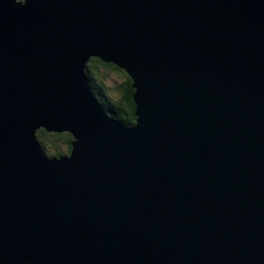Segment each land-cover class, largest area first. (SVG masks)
<instances>
[{"label":"water","instance_id":"obj_1","mask_svg":"<svg viewBox=\"0 0 264 264\" xmlns=\"http://www.w3.org/2000/svg\"><path fill=\"white\" fill-rule=\"evenodd\" d=\"M25 261L264 264V0H0V264Z\"/></svg>","mask_w":264,"mask_h":264},{"label":"trees","instance_id":"obj_2","mask_svg":"<svg viewBox=\"0 0 264 264\" xmlns=\"http://www.w3.org/2000/svg\"><path fill=\"white\" fill-rule=\"evenodd\" d=\"M86 71L95 96L110 116L125 126H133L136 120L133 100L135 91L129 75L117 66L97 58L90 59ZM36 136L46 155L51 158L66 156L71 152L74 139L69 133H48L40 129Z\"/></svg>","mask_w":264,"mask_h":264},{"label":"clouds","instance_id":"obj_3","mask_svg":"<svg viewBox=\"0 0 264 264\" xmlns=\"http://www.w3.org/2000/svg\"><path fill=\"white\" fill-rule=\"evenodd\" d=\"M24 264H28V262H27V261H25V262H24Z\"/></svg>","mask_w":264,"mask_h":264},{"label":"rangeland","instance_id":"obj_4","mask_svg":"<svg viewBox=\"0 0 264 264\" xmlns=\"http://www.w3.org/2000/svg\"><path fill=\"white\" fill-rule=\"evenodd\" d=\"M120 80V79H119ZM110 83V82H109ZM111 84H113V81H111Z\"/></svg>","mask_w":264,"mask_h":264}]
</instances>
